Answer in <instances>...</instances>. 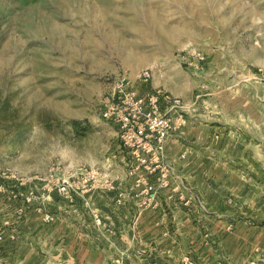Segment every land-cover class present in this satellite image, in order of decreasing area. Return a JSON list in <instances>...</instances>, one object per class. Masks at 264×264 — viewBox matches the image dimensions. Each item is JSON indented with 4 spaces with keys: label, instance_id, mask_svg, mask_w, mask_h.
<instances>
[{
    "label": "rangeland",
    "instance_id": "1",
    "mask_svg": "<svg viewBox=\"0 0 264 264\" xmlns=\"http://www.w3.org/2000/svg\"><path fill=\"white\" fill-rule=\"evenodd\" d=\"M125 92L183 115L169 157L124 144ZM0 184L21 235H122L138 192L163 203L146 233L264 264V0H0Z\"/></svg>",
    "mask_w": 264,
    "mask_h": 264
},
{
    "label": "crops",
    "instance_id": "2",
    "mask_svg": "<svg viewBox=\"0 0 264 264\" xmlns=\"http://www.w3.org/2000/svg\"><path fill=\"white\" fill-rule=\"evenodd\" d=\"M177 142L176 137L167 139L165 150L167 157L172 154L170 151L174 143L176 144L174 146L178 147ZM133 189L135 192L140 191V188L136 186ZM16 192L12 187L0 184V195H4L8 200H16ZM90 192L89 204L91 205L92 201L95 205L98 196L95 194V189ZM136 193L137 200L130 203L131 206L126 204L124 207L126 213L130 208H140L137 213L136 211L135 213L130 212V214H135L136 224H133L132 215L129 218L126 217L127 221L123 224L125 228L121 232L122 235H108L109 230L106 231V235H94L93 233L82 235L75 232V229H72L74 230L73 235H32L30 226L27 227V232L25 229V233L21 235L13 228L14 226H11L10 218L2 220L3 223L0 224V264H209L206 247L203 251H194L192 245L187 246L192 241L193 235H154V227L152 232L146 233L144 226L147 227V222L150 221L154 226L161 221V219L155 221L154 214L159 207H163L161 205L163 203L152 200L149 203L139 202L138 192ZM182 203L181 201H167L165 206L175 209L185 208ZM156 206L158 208H155ZM18 210L22 209H16L15 212ZM182 212L183 214L177 218L183 220L182 223L190 220L185 212ZM96 217L98 216H95L93 220L94 226L100 228L103 222L98 225ZM170 240L171 247L164 246Z\"/></svg>",
    "mask_w": 264,
    "mask_h": 264
},
{
    "label": "built area",
    "instance_id": "3",
    "mask_svg": "<svg viewBox=\"0 0 264 264\" xmlns=\"http://www.w3.org/2000/svg\"><path fill=\"white\" fill-rule=\"evenodd\" d=\"M159 98L158 94L135 98L132 93L125 92L108 107L107 117L116 122L124 144L133 147L137 155L142 148L157 158L162 157L167 136L185 124L183 115H174L175 105L162 111L158 107Z\"/></svg>",
    "mask_w": 264,
    "mask_h": 264
}]
</instances>
